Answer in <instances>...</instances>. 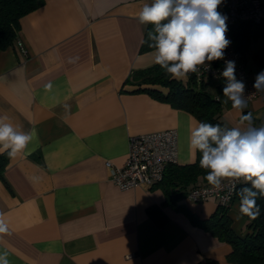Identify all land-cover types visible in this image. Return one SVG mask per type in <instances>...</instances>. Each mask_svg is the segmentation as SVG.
<instances>
[{
    "label": "crops",
    "instance_id": "1",
    "mask_svg": "<svg viewBox=\"0 0 264 264\" xmlns=\"http://www.w3.org/2000/svg\"><path fill=\"white\" fill-rule=\"evenodd\" d=\"M151 2L43 0L19 20L16 39L25 52L14 45L0 51V115L25 132L34 130L0 177V213L9 230L0 233V255L7 253L8 264H196L206 258L232 264L226 259L230 244L184 210L208 218L219 207L215 197L182 196L177 208L164 203L160 184L121 189L111 180L107 161L122 165L129 138L140 133L174 128L177 164L196 159L189 138L199 121L125 84L154 65V49L140 50L146 25L136 16ZM255 54L256 68L264 70ZM70 57L79 59L69 63ZM224 83L213 79L210 87L214 92L222 84L221 101ZM222 105L230 127L249 112L258 127L264 116L261 99L243 112ZM149 206L163 211L162 225ZM227 214L233 230L245 236L248 221L237 200Z\"/></svg>",
    "mask_w": 264,
    "mask_h": 264
},
{
    "label": "clouds",
    "instance_id": "2",
    "mask_svg": "<svg viewBox=\"0 0 264 264\" xmlns=\"http://www.w3.org/2000/svg\"><path fill=\"white\" fill-rule=\"evenodd\" d=\"M222 0H152L136 14L142 25H153L148 31L154 64L175 80L197 73L199 66L224 59L230 41L226 38L227 17L218 11ZM78 57H70L75 63ZM235 61L226 60L220 76L224 78L222 101L231 102L239 112L247 106L245 84L236 78ZM215 76V74H214ZM50 87V86H49ZM253 88L264 91V70L254 80ZM237 127L199 122L190 133V146L201 153L199 166L206 170L204 179L213 190L222 189V181L231 182L230 191L239 197V214L255 220L261 209L258 198H264V125L253 124L252 113L240 116ZM34 130L25 132L11 118L0 115V154L10 158L24 151L33 140ZM245 185L236 191V182ZM0 213V233H8V225ZM7 253L0 264H8Z\"/></svg>",
    "mask_w": 264,
    "mask_h": 264
},
{
    "label": "trees",
    "instance_id": "3",
    "mask_svg": "<svg viewBox=\"0 0 264 264\" xmlns=\"http://www.w3.org/2000/svg\"><path fill=\"white\" fill-rule=\"evenodd\" d=\"M43 0H0V51L9 47L16 39L19 28V20L25 14L36 9ZM223 9V8H222ZM153 28L149 24L141 44V51H149L147 33ZM234 48L243 55L248 48L251 36L264 35V23L252 24L250 22H236L230 28ZM255 59L260 66H264V48L255 54ZM215 63V62H214ZM246 67V66H245ZM188 80L184 84L180 80L172 79L157 64L137 71L125 80V84L134 85L140 91H147L158 99L169 103L171 106L184 110L194 116L199 122L220 124L228 126L222 119L223 105L219 98L221 85H217L216 91L212 92V78H203L200 83L195 80V73L188 74ZM225 82V81H224ZM153 86L165 88L162 91ZM219 87V89H217ZM201 153L196 150V159L188 164H168L165 168L162 181L159 183L165 192V204L182 208L177 200L186 196L189 189L197 185L208 184L204 179L206 170L201 169L199 160ZM7 152L0 154V177L9 162ZM245 185L240 182L236 191ZM235 200L239 203V197L235 194ZM260 216L255 220L248 221V233L245 236L238 235L231 226V219L227 214L228 206H221L208 218L201 219L197 215L189 213L191 220L211 232L220 241L230 244L231 251L226 255L228 262L232 264H264V198H258ZM147 212L157 225H162L166 216L158 206H149ZM196 264H220L216 259L206 258Z\"/></svg>",
    "mask_w": 264,
    "mask_h": 264
},
{
    "label": "built area",
    "instance_id": "4",
    "mask_svg": "<svg viewBox=\"0 0 264 264\" xmlns=\"http://www.w3.org/2000/svg\"><path fill=\"white\" fill-rule=\"evenodd\" d=\"M221 14L227 17L226 38L230 44L224 50V59L217 60L215 63L211 62L210 66L208 64L199 66V71L195 73V80L200 83L203 78L208 77L224 81L219 74L225 67V61H235V75L245 84L247 103L254 99L264 101V91H257L253 88L254 80L249 77L244 64V56L234 48L230 33L231 26L239 21L252 24L264 23V0H224ZM11 45L25 52L20 40L15 39ZM229 103L231 104L230 101ZM261 125H264V116L259 119V126ZM177 140V131L174 128L132 135L129 138L124 163L115 166L107 161V165L111 168V180L121 189L138 186L149 188L159 184L163 179L166 166L177 163ZM240 182H236V187ZM231 186L228 180L222 181L221 190H213L209 184L197 185L187 191L186 197L194 201L215 197L221 206L229 207L235 199V191H230Z\"/></svg>",
    "mask_w": 264,
    "mask_h": 264
},
{
    "label": "rangeland",
    "instance_id": "5",
    "mask_svg": "<svg viewBox=\"0 0 264 264\" xmlns=\"http://www.w3.org/2000/svg\"><path fill=\"white\" fill-rule=\"evenodd\" d=\"M224 6V0L218 6V11ZM264 48V35L256 34V36L252 35L248 44V48L245 52L246 60L244 61L245 66L251 77L255 78L256 75L262 71L256 68V65L253 60V55L261 51ZM252 72V73H251ZM253 74V75H251Z\"/></svg>",
    "mask_w": 264,
    "mask_h": 264
}]
</instances>
